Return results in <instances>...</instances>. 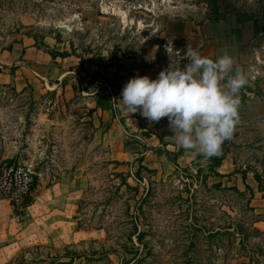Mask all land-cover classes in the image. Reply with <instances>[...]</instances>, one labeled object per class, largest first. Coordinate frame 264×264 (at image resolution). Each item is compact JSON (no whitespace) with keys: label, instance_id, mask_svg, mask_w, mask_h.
<instances>
[{"label":"rangeland","instance_id":"rangeland-1","mask_svg":"<svg viewBox=\"0 0 264 264\" xmlns=\"http://www.w3.org/2000/svg\"><path fill=\"white\" fill-rule=\"evenodd\" d=\"M169 42L181 55L227 54L230 75L246 79L216 170L177 146L167 117L121 108L131 78L169 66ZM24 43L73 56L86 93L74 82L67 94L70 76L56 91H20L0 75V164L35 179L21 207L0 200L8 216L26 213L9 219L20 249L5 264H57L39 257L69 245L83 255L75 264H264V0H0V54ZM97 87L115 127L92 112ZM42 194L57 196L31 210Z\"/></svg>","mask_w":264,"mask_h":264},{"label":"clouds","instance_id":"clouds-1","mask_svg":"<svg viewBox=\"0 0 264 264\" xmlns=\"http://www.w3.org/2000/svg\"><path fill=\"white\" fill-rule=\"evenodd\" d=\"M166 52L169 66L155 79L137 75L125 84L121 108L131 114L140 112L149 122L167 117L178 147L206 158L219 155L239 122L244 75L239 71L230 75L234 61L227 54L214 60L188 46L181 55L171 42ZM185 59L188 63L182 66Z\"/></svg>","mask_w":264,"mask_h":264},{"label":"crops","instance_id":"crops-1","mask_svg":"<svg viewBox=\"0 0 264 264\" xmlns=\"http://www.w3.org/2000/svg\"><path fill=\"white\" fill-rule=\"evenodd\" d=\"M56 50L58 51L59 49L56 48ZM72 59L73 56L62 57L58 54L55 56L52 53H48L44 49L36 46L35 43H24V45H16L14 50L10 52L4 51L0 54V68L12 65L18 66V68L13 69V71L9 68L3 69L0 71V75L7 78L5 83H11L13 87L20 91L25 89V87L29 84L33 86L36 91H39L42 88H50L51 90L56 91L59 87V83L63 82L70 76L71 80L69 82V86L65 88L67 94L74 93V82L79 85L80 91L82 88V91L86 93L82 83L78 81L80 78L76 68L78 63ZM69 88H71V90H69ZM97 91H99L98 87L95 92L87 94L97 96L98 98L99 94ZM112 104L113 109L111 110H102L101 108H97V103H95L93 109L96 108L95 114H99L100 116L103 115L106 122L115 127V123H118V120L115 118V105L114 103ZM56 196L57 195L42 194L37 198L38 201L31 204L29 208L31 210L40 208L41 211V208L45 206L49 200ZM1 199L2 195L0 193V200ZM40 211L36 213L38 216L42 215ZM9 219L12 221L16 218H12L11 216H8L6 212L0 210V264L7 263L9 259H11V257L20 249V245L15 247V245L18 244L16 241L19 237V230L16 231V229H12L14 224L13 222H10Z\"/></svg>","mask_w":264,"mask_h":264},{"label":"built area","instance_id":"built-area-1","mask_svg":"<svg viewBox=\"0 0 264 264\" xmlns=\"http://www.w3.org/2000/svg\"><path fill=\"white\" fill-rule=\"evenodd\" d=\"M34 171L30 166L5 162L0 164V193L13 207H21L34 187ZM21 213L17 220L23 218Z\"/></svg>","mask_w":264,"mask_h":264},{"label":"trees","instance_id":"trees-1","mask_svg":"<svg viewBox=\"0 0 264 264\" xmlns=\"http://www.w3.org/2000/svg\"><path fill=\"white\" fill-rule=\"evenodd\" d=\"M93 76H97V75L94 74ZM96 103H97V108H101L102 110L113 109V104L111 103V101L107 97H104L103 94L98 96ZM95 111H96V108L92 109V112H95ZM225 156H226V154H224L220 158H217L216 156L212 157V159H215V162L212 165L213 170L214 169L216 170L217 168L221 167L223 160L225 159ZM137 229H138V227H137ZM235 230L236 229H234V231H231V228H229L227 230V232L230 233V235H232V236L238 235L239 232H235ZM217 233H218V231H217ZM137 234H138L137 239L140 243L142 240V237L144 236V231L141 230ZM70 248H71L70 246L65 247L64 248L65 249L64 254L58 252V254L56 256H48L45 259L39 257V259L44 260L45 262L51 261L52 263H57V264H75V261L77 259H81V257L83 255H81V254L80 255H71V253H69ZM138 250H139V248H138Z\"/></svg>","mask_w":264,"mask_h":264},{"label":"water","instance_id":"water-1","mask_svg":"<svg viewBox=\"0 0 264 264\" xmlns=\"http://www.w3.org/2000/svg\"><path fill=\"white\" fill-rule=\"evenodd\" d=\"M59 31L64 34V35H67L69 32H70V29L69 27H66V26H62L59 28Z\"/></svg>","mask_w":264,"mask_h":264}]
</instances>
